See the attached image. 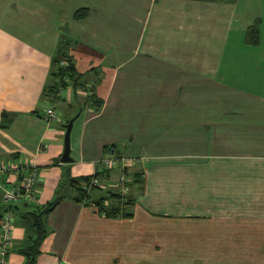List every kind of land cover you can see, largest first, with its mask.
I'll list each match as a JSON object with an SVG mask.
<instances>
[{"label":"crops","instance_id":"obj_1","mask_svg":"<svg viewBox=\"0 0 264 264\" xmlns=\"http://www.w3.org/2000/svg\"><path fill=\"white\" fill-rule=\"evenodd\" d=\"M77 9L87 14L75 19ZM257 19L259 41L246 43ZM63 32L85 86L60 89L57 118L45 120L52 101L43 89ZM79 108L73 161L64 163V125ZM2 111L13 118L0 128V161L37 166L35 204L61 180L72 194L70 178L94 173L106 187L96 196L110 190L120 170L99 168L106 146L135 158L129 182L144 177L142 191L129 183L127 217L61 200L36 264L207 253L217 264H264V0H0V120ZM19 181L0 173V185ZM11 202L0 186V215ZM23 235L14 226L13 243ZM22 260L9 251L3 264Z\"/></svg>","mask_w":264,"mask_h":264},{"label":"trees","instance_id":"obj_2","mask_svg":"<svg viewBox=\"0 0 264 264\" xmlns=\"http://www.w3.org/2000/svg\"><path fill=\"white\" fill-rule=\"evenodd\" d=\"M87 14L86 9H77L73 13V18L79 19ZM258 25L259 20L247 28L244 41L249 44H257L258 38ZM72 39L64 32L59 38L57 49L52 56L50 69H49V82L43 89V96L48 97L51 103L54 104L58 100L60 89H65L67 86H85L84 76L77 72L71 57L67 54V48L72 44ZM62 61H66V64H62ZM94 90L90 89L87 101L93 103L98 108L101 101L96 97ZM36 112V111H33ZM13 115L8 114L5 111L1 112L0 128L8 127L12 121ZM109 147L106 146V152ZM112 170V169H111ZM125 174L129 177L127 170ZM138 177L131 179L130 181L139 186V190L142 191L144 185V177L140 173L136 174ZM91 177H96V173L83 176L79 178H70L68 180V186L73 189L72 194L65 193L64 185L66 180H61L51 200L45 204L39 205L35 203H28L23 199H17L8 204L4 210H11L14 215V226H18L23 229L24 235L20 242L13 243L9 251H14L23 256L21 264H36L37 257L40 254V246L44 238L49 233V227L47 225V216L55 208V206L63 199L73 200L78 203L92 204L96 207L97 211L107 217H127L130 215L124 207L133 203V199L129 197V190L126 194L121 195L118 192L112 190H105L102 196H96V192L103 190L99 187H91L87 191V187ZM131 178V177H130ZM98 179V178H97ZM127 186L129 189V183ZM84 185V186H83ZM108 203L105 204L104 202ZM119 202L120 207L113 204V202ZM3 211V212H4ZM2 212V213H3ZM1 213V214H2ZM1 216V215H0ZM8 251V252H9ZM7 252V253H8Z\"/></svg>","mask_w":264,"mask_h":264},{"label":"built area","instance_id":"obj_3","mask_svg":"<svg viewBox=\"0 0 264 264\" xmlns=\"http://www.w3.org/2000/svg\"><path fill=\"white\" fill-rule=\"evenodd\" d=\"M62 64H66V61H62ZM43 117L45 120H53L57 118L55 105L51 104L44 110ZM134 161H131L126 156L116 152L114 147H109L106 154L101 159V165L99 168L111 170L119 169L120 175L117 180L112 183L114 191L124 195L128 192V186L126 185L128 178L123 169L129 166ZM8 172L20 177L19 184L7 186L5 183L1 184L2 199L5 201H13L17 199H23L28 203H34L36 200V188L35 183L38 176V168L33 162L27 163H15L12 161H0V173ZM84 186V185H83ZM87 187V191L91 187L106 188L105 184L101 183L96 177H91ZM105 204L108 202L105 201ZM104 215V214H102ZM14 215L11 210L4 211L0 216V264L4 263V257L13 244L14 235Z\"/></svg>","mask_w":264,"mask_h":264},{"label":"rangeland","instance_id":"obj_4","mask_svg":"<svg viewBox=\"0 0 264 264\" xmlns=\"http://www.w3.org/2000/svg\"><path fill=\"white\" fill-rule=\"evenodd\" d=\"M58 105L60 106V103H58ZM58 109H60L58 107ZM128 159H130L131 161H134L135 158L133 157H129V156H126ZM135 162H133L132 164H130L129 166H126L123 171L125 173V170L127 167H130L131 165H134ZM127 176V175H126ZM128 178V181H129V177ZM127 181V182H128ZM127 185V183H126ZM110 190L114 191L112 188H110ZM116 192V191H115ZM210 243H208L209 245ZM264 247V245H263ZM209 255V256H208ZM218 260L215 259V257H212L209 253H207V257H205L204 259H194V257H189L187 256L185 259H183L182 257H168L166 259H161V258H158V259H155V264H217L218 262H216ZM226 260L225 258L224 259H221V261L219 260V264H226Z\"/></svg>","mask_w":264,"mask_h":264},{"label":"water","instance_id":"obj_5","mask_svg":"<svg viewBox=\"0 0 264 264\" xmlns=\"http://www.w3.org/2000/svg\"><path fill=\"white\" fill-rule=\"evenodd\" d=\"M81 109L79 108L78 111L68 119V121L65 123V134H64V149L61 154V161L64 163L72 162L73 159L70 156V132L73 126L74 120L79 116Z\"/></svg>","mask_w":264,"mask_h":264}]
</instances>
